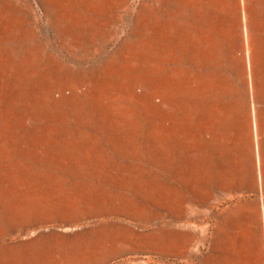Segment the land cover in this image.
Returning a JSON list of instances; mask_svg holds the SVG:
<instances>
[{
    "label": "rangeland",
    "instance_id": "374dc122",
    "mask_svg": "<svg viewBox=\"0 0 264 264\" xmlns=\"http://www.w3.org/2000/svg\"><path fill=\"white\" fill-rule=\"evenodd\" d=\"M262 243L264 0H0V264Z\"/></svg>",
    "mask_w": 264,
    "mask_h": 264
},
{
    "label": "bare ground",
    "instance_id": "6f19581e",
    "mask_svg": "<svg viewBox=\"0 0 264 264\" xmlns=\"http://www.w3.org/2000/svg\"><path fill=\"white\" fill-rule=\"evenodd\" d=\"M255 6V5H254ZM257 6V5H256ZM242 14V13H241ZM147 26V25H146ZM144 29V28H143ZM245 35V34H244ZM244 37V36H243ZM184 51V50H183ZM146 93V92H145ZM158 103V102H157ZM158 105V104H157ZM164 105V104H163ZM161 106V105H160ZM162 107V106H161ZM165 108V107H164ZM256 149V148H255ZM257 161V160H256ZM261 251L264 254V243L261 244Z\"/></svg>",
    "mask_w": 264,
    "mask_h": 264
}]
</instances>
